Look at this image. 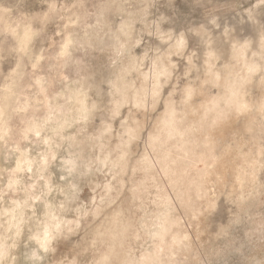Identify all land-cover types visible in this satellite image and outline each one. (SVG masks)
Returning <instances> with one entry per match:
<instances>
[{
  "label": "clouds",
  "instance_id": "1",
  "mask_svg": "<svg viewBox=\"0 0 264 264\" xmlns=\"http://www.w3.org/2000/svg\"><path fill=\"white\" fill-rule=\"evenodd\" d=\"M0 264H264V0H0Z\"/></svg>",
  "mask_w": 264,
  "mask_h": 264
}]
</instances>
